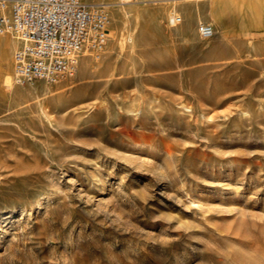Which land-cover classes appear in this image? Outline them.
Instances as JSON below:
<instances>
[{"label": "rangeland", "instance_id": "1", "mask_svg": "<svg viewBox=\"0 0 264 264\" xmlns=\"http://www.w3.org/2000/svg\"><path fill=\"white\" fill-rule=\"evenodd\" d=\"M126 1L62 84L0 46V264H264V0Z\"/></svg>", "mask_w": 264, "mask_h": 264}, {"label": "built area", "instance_id": "2", "mask_svg": "<svg viewBox=\"0 0 264 264\" xmlns=\"http://www.w3.org/2000/svg\"><path fill=\"white\" fill-rule=\"evenodd\" d=\"M110 24L107 11L83 0H0V36L18 40L13 66L20 83L71 80L82 57H101ZM199 33L210 39L214 29L204 24Z\"/></svg>", "mask_w": 264, "mask_h": 264}, {"label": "bare ground", "instance_id": "3", "mask_svg": "<svg viewBox=\"0 0 264 264\" xmlns=\"http://www.w3.org/2000/svg\"><path fill=\"white\" fill-rule=\"evenodd\" d=\"M84 2H86L87 4H90V5H95L97 7H100L101 9L103 10H111L112 8H115V6H117L116 4H118L117 2H87L86 0H83ZM109 1V0H108ZM113 1V0H112ZM130 1H126V0H120V4H125V3H129ZM114 18V20L119 17L120 14L116 13V12H112L111 14ZM121 19V18H119ZM175 19V18H174ZM181 18L180 17H177L175 19L174 22H177V21H180ZM111 35H113L111 33ZM6 36V35H4ZM11 36H14V35H11ZM3 37V36H2ZM14 40L13 41H9V40H3V39H0V46L4 49H9V50H12L13 47L16 46V50L18 49L19 47V43H18V40L17 38L14 36V38H12ZM16 39V40H15ZM14 76H15V79L19 82L18 78L16 77L15 75V72H14ZM12 78L13 76L12 75H8L5 79V82H6V85L7 86H11L12 85ZM20 83V82H19Z\"/></svg>", "mask_w": 264, "mask_h": 264}, {"label": "crops", "instance_id": "4", "mask_svg": "<svg viewBox=\"0 0 264 264\" xmlns=\"http://www.w3.org/2000/svg\"><path fill=\"white\" fill-rule=\"evenodd\" d=\"M87 2H90V3H92V2H102L103 0H86ZM216 2V1H215ZM218 2V1H217ZM240 7H241V14L245 17V18H247V19H249V18H253L254 16L255 17H257L258 16V14L257 13H254L253 11H252V8H251V3H249L248 1H245V0H243V1H241V3H240ZM257 14V15H256ZM263 17H264V14L262 15ZM244 18V19H245ZM258 18V17H257ZM246 23H248V22H246ZM256 23V22H255ZM262 25V24H261ZM263 25H264V23H263ZM242 29H246V28H242Z\"/></svg>", "mask_w": 264, "mask_h": 264}]
</instances>
